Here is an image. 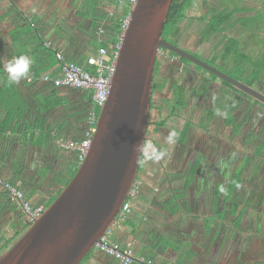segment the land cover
I'll return each instance as SVG.
<instances>
[{"label":"crops","instance_id":"0c3cea01","mask_svg":"<svg viewBox=\"0 0 264 264\" xmlns=\"http://www.w3.org/2000/svg\"><path fill=\"white\" fill-rule=\"evenodd\" d=\"M114 1L111 0V4L115 8ZM64 2L0 0V60L3 68L14 56L27 55L34 61L30 78L22 80L19 85L7 83L5 72L0 77L1 97L7 102L20 95L32 103L47 96L41 84L32 86L31 82L40 80L43 83L40 78L46 73L58 75L60 64L42 70L48 64L43 51L53 48L66 52L70 49L66 34L72 28L67 25L69 7L65 8ZM73 4L74 0H71L72 7ZM113 7L106 11L115 12ZM37 76L39 79L36 80ZM18 111L20 119L15 121V111L5 109V118L0 110V129L4 130L0 134V176L15 179L29 195L33 193L30 196L33 204L45 206L80 166L75 151L64 150L56 143L53 146L50 138L60 135L61 139L75 141L73 139L80 135L84 137L85 133L82 135L74 128H64L67 121L63 119L65 109L48 113L44 109ZM259 120H256V132L252 131L250 135L242 126L243 145L236 142L240 154L237 151L234 156L241 157L243 165L248 157H254L261 150L260 157L247 162L243 175L255 185L238 190V195L228 203L219 196L220 180L229 184L234 171L221 177L202 173L199 167L194 174L187 167L178 171L173 166L176 163L173 155L162 166L156 163L154 171H149V167L142 169L140 194L129 217L125 220L118 218L111 237L113 243L122 247L133 244L136 253L133 264H264V168L262 172L259 170L264 165V119ZM237 124L241 125L240 122ZM246 124L250 126L248 122ZM49 130H53L51 135H48ZM247 146L252 153H247ZM197 181L202 183L199 190H195L200 199L205 200L201 203L193 197ZM242 211L245 214L239 218ZM6 217L10 221L4 228L0 227V232L5 230V238L9 239L15 229H21V224L13 213H7ZM83 264L121 263L95 249Z\"/></svg>","mask_w":264,"mask_h":264},{"label":"water","instance_id":"95a60500","mask_svg":"<svg viewBox=\"0 0 264 264\" xmlns=\"http://www.w3.org/2000/svg\"><path fill=\"white\" fill-rule=\"evenodd\" d=\"M174 0H138L116 60L110 95L76 175L42 215L0 251V264H81L112 228L138 181L160 50L182 56L264 104V93L163 38Z\"/></svg>","mask_w":264,"mask_h":264},{"label":"trees","instance_id":"16d2710c","mask_svg":"<svg viewBox=\"0 0 264 264\" xmlns=\"http://www.w3.org/2000/svg\"><path fill=\"white\" fill-rule=\"evenodd\" d=\"M105 0H74L73 7L77 8L76 16L80 19L81 23L77 26L78 35H71L67 33L66 40L70 43L71 52L68 54L65 51L60 49H47L44 52V56L46 57V61L48 62L47 66L42 70H47L48 68L60 64L59 55H61L67 62H74L82 66L84 69L88 71H94V69L87 64L88 57L95 55L99 52L101 47L107 48L110 55L115 51V46L120 41V36L122 34V25L123 20L129 14V7L127 5L118 4L121 9L116 10L112 15L106 11V7L104 6ZM194 0H174L172 6L168 13V20L165 24L163 38L165 39L167 36H170L172 33L176 32L180 29V25L186 18V11L189 9V6L192 4ZM223 4L220 5V8L212 7V14L210 20H208V24L203 35V39L210 40L211 36H215V34H220V38L227 40L224 41V49L222 54L217 58L220 57L225 62H228L230 59L234 60V66L232 71L235 70V75L232 73H225L230 77L243 82L244 84L248 85L251 88H255L259 86V91L261 92L262 88H264V53L257 58H253L252 56H248L246 53L242 51V45L239 40L233 37H228L226 35L228 30H234V28L239 24L244 29H250L253 27L255 30H259L260 27L264 29V7L259 8H248V9H240L236 1L233 2L232 0H222ZM228 2H231L232 7L228 5ZM235 3V6H234ZM118 9V8H117ZM15 13H18L14 10ZM241 12L247 13V15H242ZM19 14V13H18ZM241 14L240 16H237ZM21 16V15H20ZM104 29L105 35L100 37L99 31ZM74 42V44H73ZM222 42V40H221ZM172 56L176 57L177 55L171 53ZM186 61V60H184ZM211 63L210 61H208ZM56 72V71H55ZM54 72V73H55ZM4 76V68L3 63L0 60V77ZM248 76L247 78H245ZM39 79L37 76L36 80ZM223 87L234 91V93L230 94L231 102L230 105L233 103L234 100L241 101L246 100L248 101V106L255 109H261V112H264V104L259 102L258 100L252 98L251 96L243 93L242 91L238 90L231 84L222 81ZM42 85L44 90L47 91V96H43L42 100H36L32 103L28 98L25 100L21 95L18 97H12L9 102L4 100L2 96V92L0 93V110L2 112V116L6 118L4 114V110L8 109L11 111L16 112L15 121H19L20 114L18 109H44V111L51 112L55 109H65L66 116L63 118L64 120L67 119L64 128H74L75 131L79 132L80 134L84 135L85 131L88 129V116L90 110L93 107V95L89 91H84L80 89H72V88H57L53 84L50 83H41L40 80L35 81L32 80V86ZM236 95L237 97H233ZM101 109L98 111L100 114ZM69 114H68V113ZM254 118L253 114L250 115L246 114L245 121H241L240 123L246 124L247 122L250 123ZM73 120L74 122H69ZM247 121V122H246ZM238 117L235 115H229L225 118V126L231 129L230 136H239L242 133V126L237 124ZM4 123V122H3ZM7 123V122H5ZM19 123V122H18ZM72 124V125H70ZM188 126L185 132L182 135V139L185 138L187 134ZM4 132L3 129H0V134ZM53 130H49L48 135H51ZM59 136V137H57ZM57 138V139H56ZM61 139L60 135H56L55 137L50 138V144L56 143ZM84 139L83 136L75 138L76 142H81ZM250 141V140H248ZM51 146V145H50ZM262 154L261 150L258 151L252 158H247L244 166H240L239 168H232L234 171L233 173L234 178L231 182L227 185L220 182V198L223 197L225 203H228L232 200V198L238 195V190H244L245 187L248 189L255 185L253 181H248L247 179L243 178L244 172L247 170V162H250V159H256L260 157ZM155 157V155H154ZM234 160L231 161L229 164L230 167L234 165ZM236 166V164L234 165ZM199 167V162L195 161L193 163L192 169L190 170L191 173H195ZM78 171V167L72 172L71 177L69 180L65 182L63 187L59 189L57 194L52 197V199L45 204V208H47L51 203L58 197L61 191L69 184L72 178L76 175ZM13 185L16 184L15 179H8ZM187 186L190 185V181L186 180ZM251 185V186H250ZM18 186V185H17ZM22 189L29 201L30 196L32 194H28L23 188ZM256 194H253L255 196ZM33 206H39L41 204H33ZM7 213H13L14 217H17L19 224H21V229H15V234L9 238H5V230L0 232V251L7 247L17 236H19L23 231H25L32 222L24 214L21 206L14 201L7 192L1 191L0 195V227L1 229L4 228L10 221L6 217ZM245 214V211L241 212L239 218H242ZM223 217V215H220ZM24 219V221H23ZM23 221V222H22ZM14 227V225H13ZM93 252V251H92ZM91 252V253H92ZM90 253V254H91ZM89 254V255H90ZM89 255L84 259V261L89 257ZM83 261V262H84ZM83 262L81 264H83Z\"/></svg>","mask_w":264,"mask_h":264},{"label":"flooded vegetation","instance_id":"af4514ba","mask_svg":"<svg viewBox=\"0 0 264 264\" xmlns=\"http://www.w3.org/2000/svg\"><path fill=\"white\" fill-rule=\"evenodd\" d=\"M197 1L198 0H194L188 10H193ZM214 1L219 2V6L223 4L222 0ZM202 2L200 13L196 14L194 12V14L188 15L187 10L186 18L180 25V29L172 33L170 36H167L165 40L187 52L194 58L201 60L222 72L216 64L209 63L208 60L205 59L206 57L198 51V49L210 43V40L203 39V35L208 24L207 22L210 20L213 12L212 7L219 8V6H213V2L211 3L207 0H202ZM185 21L188 22V30L192 28L194 29L198 26V29L204 27L199 33H196L199 37L197 44H195L196 42H189L190 38L185 37ZM217 35L220 36V34ZM191 45H193V48H191ZM171 53L173 52L162 48L156 62L150 107V121L138 179H140V174L143 168L149 167V171H154L156 169L155 164L159 163L160 165H164L166 161L160 160L165 159L170 154H172L173 159L176 160V158L180 156L183 147L188 148L191 153L193 152V155L195 153L194 160L187 161L189 172L192 169L193 163L198 161L199 169L202 173L220 175V132L215 134L211 133L212 135H209L208 133L210 132L209 129L211 128V122L220 118V106L221 109L225 107L223 105V99L225 97L224 91L227 96L234 93V91L227 88L225 89L222 83L223 80L208 72L206 69L177 54V56L174 57ZM210 55H213V53ZM216 60L220 63V57ZM223 62L226 63L225 61ZM190 69L193 70L194 75H190L193 74L189 72ZM212 87H217V90L211 97H208V90ZM218 96H220V103L217 102L218 100H215ZM233 97L237 96L233 95ZM238 102L239 101L234 100L232 104H238ZM253 111L261 114L258 111L262 110L253 109ZM247 114H249V112H247ZM262 118L264 119L263 116ZM187 126V134L185 138L182 139V135ZM172 130H176L179 134L178 139L174 144L175 148H170L172 145L165 142L167 134ZM199 130L201 131V135L206 136L205 138L207 139L202 138L201 143L198 146H202L203 149H206V152L196 149V145L194 144L195 140L192 139L193 136L200 134ZM203 140L206 143H203ZM215 145L218 146L216 153L211 154L210 149ZM157 149L165 152L166 155L160 159H156L153 153ZM203 153L207 154V156L209 155L208 160L207 156L203 155Z\"/></svg>","mask_w":264,"mask_h":264},{"label":"built area","instance_id":"2783aa9c","mask_svg":"<svg viewBox=\"0 0 264 264\" xmlns=\"http://www.w3.org/2000/svg\"><path fill=\"white\" fill-rule=\"evenodd\" d=\"M117 4H124L129 7L128 16L123 20L122 34L120 41L115 46V51L110 55L105 47H101L99 52L88 57L87 64L92 67L94 71H88L77 63L67 62L61 55H59L60 66L58 72L55 74H44L40 79L45 83L53 84L57 88H72L89 91L93 95V107L88 116V129L85 132L84 139L81 142L69 141L60 139L57 141L58 147L64 150H72L77 153L80 164L84 161L94 134L97 129L99 118L98 111L107 102L110 95L111 83L116 71V60L120 50L123 35L128 27L131 11L138 2V0H115ZM112 15V12H110ZM100 37L105 35L104 29L99 31ZM141 181L135 183L131 190L128 199L124 203L118 218L125 220L131 213L132 207L137 200L141 190ZM0 191H5L8 195L16 201L23 210L30 222L39 218L45 210L44 205L33 206L22 189L19 186L13 185L8 179L0 176ZM113 228V227H112ZM112 228L107 230L106 234L96 244L95 249L100 252L118 260L121 264H133L136 260L135 250L132 243H128L125 247L117 243H113ZM141 262H145L140 259ZM151 264V262H148Z\"/></svg>","mask_w":264,"mask_h":264},{"label":"rangeland","instance_id":"374dc122","mask_svg":"<svg viewBox=\"0 0 264 264\" xmlns=\"http://www.w3.org/2000/svg\"><path fill=\"white\" fill-rule=\"evenodd\" d=\"M64 1H65L64 2L65 8L69 7V11L67 12V16H66L67 17L66 21L69 22L67 25L70 28H72V31H70V33L73 36L76 34L78 35L79 32L77 30V26L80 25L81 21L76 16V10L75 9H77V8L74 9L72 7L71 0H64ZM207 1L211 2V3L213 2L214 3L213 6H219V2H216L214 0H207ZM232 1L233 2L236 1V4H238V7L240 9H248L250 7L261 9L264 7V0H232ZM103 3H104V6L106 7V10H107V8H109L108 10L110 11V9L113 7V5L111 4L112 3L111 0H105ZM114 3L113 4H114L115 8L114 7L113 8H114L115 12H116V10L117 11L120 10L122 5H124V7H125V3L122 4L120 7H118L119 5L115 1H114ZM202 3H203L202 0H198L196 3V6L193 7V10H188L187 14L192 15V14H194V12L196 14H199L201 11L200 8H201ZM109 5H112V6L108 7ZM228 5L232 7L231 2H228ZM234 6H235V3H234ZM219 8H220V6H219ZM111 12H112V14L114 13V11H111ZM241 14L244 16L247 15V13H245V12H241ZM241 14H238L237 16H240ZM187 21H189V20H187ZM187 21L184 22L186 24V29L184 30L185 31L184 35H185V37L190 38L189 42H192V43L196 42L195 44H197L199 37L197 36L196 33H199L204 27L202 29L201 28L198 29L199 28V26H198V27H195L194 29L192 28V29L188 30V25H187L188 22ZM201 24H202V22H201ZM226 35L228 37H233V38H236L237 40H239L241 45H242L241 46L242 51L244 53H246L248 56H252L253 58H257L258 56H261L264 53V29H263V27H260V29L257 31L253 27H251L250 29H244L242 26H240L238 24L234 28V30H228ZM221 40H222V42H221ZM224 41H227V40H224V39H222V37L220 38L219 35L215 34V36H211L210 43H208L205 46H203L202 48L198 49V51L201 52L204 57H206L205 58L206 60L210 61L213 64H216L222 70V72L232 73L235 75L236 74L235 70L232 71L234 63H235L234 60L230 59L226 63H224L221 59H220V63H218L219 61L217 62V60H216V57H218L222 54V51H223L224 45H225ZM191 46H192L191 48H193V45H191ZM70 52H71V50L68 49L67 53L69 54ZM212 53H213V55H210ZM169 63H172V62H169ZM189 72L193 73V70L190 69ZM190 75H194V73L190 74ZM247 77L248 76H246L245 78H247ZM213 85H214V83H213ZM255 88L257 90H260L259 86L255 87ZM216 90H217V87L209 88L208 97H211L214 94V92H216ZM261 90H262L261 92L264 93V88H262ZM224 95H225V97L223 99V105L225 107L223 109H221V106H220V118L215 119L211 122L212 123L211 128L209 129L210 132L208 133L209 135H212L213 133L215 134L217 132H220V170H219L220 177H221V175H228L229 176L232 173L233 170L228 169L229 164L231 163L232 160L237 158L236 159L237 162H235V161L233 162L234 165L236 164V166H234V168H239L240 166H244V164L246 162L245 161L242 165V162H240L241 157L236 156L234 158V156L239 152L238 149L235 147V144H236V142H240V145L242 146L243 145L242 140H243L244 136L243 135H242V137H241V135L240 136H230V134L232 132H231L230 128L228 129L225 126V118L229 115H235L238 117V121L241 122V121H245L247 112H249L250 115L253 113L255 116L252 119V121L250 123H248L250 125L249 127H247V124L246 125L244 124L245 122L240 123V124H244L243 128H244L245 133L247 135H250L249 133H251L252 131L256 132V120L258 122V121H260L259 119L262 120V115L264 117V112H261V114L259 115V113H255L253 111V109H254L253 107H252V110H250L251 107L248 106V104H247L248 101L242 100V102L239 101L238 104L230 105V102H231L230 94H229V96H227L226 92L224 91ZM215 100L216 101L218 100L217 102L220 103V96H218L217 99H215ZM255 109H257V108H255ZM205 137L206 136L201 135V131H200V134L192 137V139L195 140L194 141V144L196 145L195 148L200 149L202 152H206V149H203L202 146H198V145H200L202 138L207 139ZM202 142L204 143L205 141L203 140ZM217 142H218V140H217ZM217 147L218 146H216V145L214 147H212L210 149V153L215 154ZM170 148H175L174 144ZM245 149L247 150V153H252L250 146L245 147ZM238 154H240V152ZM203 155L207 156V154H204V153H203ZM194 156H195V153L193 155V152L191 153L188 150V148L183 147L181 149L180 156L178 158H176V163H175V165H173L174 169L178 170V171H181L185 167H187V169H188L189 165H185V164L187 163V161H193ZM171 157H172V154H170L165 159H163V161L171 159ZM208 157H209V155L207 156V160H208ZM263 168H264V165L259 170L262 172ZM211 179L213 182L214 181L213 178H211ZM203 180H205V179H203ZM208 182L211 183V180H209ZM220 182H221V180H220ZM201 184L202 183L197 181V184L193 189L194 193L192 192L193 197L196 200H198V203L205 201L204 199H200L201 196L199 195V192L195 191V190H199ZM188 195L191 196L190 193H188ZM173 207L174 206L172 204L171 208H173ZM129 215H128V217H129Z\"/></svg>","mask_w":264,"mask_h":264},{"label":"clouds","instance_id":"9594fccd","mask_svg":"<svg viewBox=\"0 0 264 264\" xmlns=\"http://www.w3.org/2000/svg\"><path fill=\"white\" fill-rule=\"evenodd\" d=\"M33 64V59L27 55L14 56L4 67L7 83L11 85H19L22 80L29 79L32 73ZM178 135L179 134L176 130H172L167 134L165 142L169 145L175 144L178 139ZM153 154L156 159H160L166 155L165 152L158 149L155 150Z\"/></svg>","mask_w":264,"mask_h":264}]
</instances>
